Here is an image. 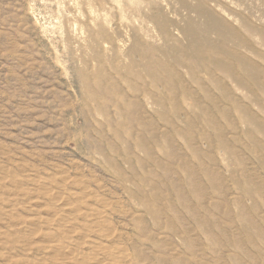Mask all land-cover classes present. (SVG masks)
<instances>
[{"label": "rangeland", "instance_id": "374dc122", "mask_svg": "<svg viewBox=\"0 0 264 264\" xmlns=\"http://www.w3.org/2000/svg\"><path fill=\"white\" fill-rule=\"evenodd\" d=\"M0 264H264V0H0Z\"/></svg>", "mask_w": 264, "mask_h": 264}, {"label": "bare ground", "instance_id": "6f19581e", "mask_svg": "<svg viewBox=\"0 0 264 264\" xmlns=\"http://www.w3.org/2000/svg\"><path fill=\"white\" fill-rule=\"evenodd\" d=\"M209 43V42H208ZM209 44H211V43H209ZM189 45L190 46H192V48H194L195 50H197L198 51V53H199V55L200 56H202V53L205 51V52H208V46L206 45L204 48L201 46V44H200V42L197 40V39H193L190 43H189ZM195 59V58H194ZM194 59H189L188 60V63H191V64H193L192 62L194 61ZM206 63V62H205ZM204 63V64H205ZM159 66H162V62L160 61V60H155L153 63H152V66H151V68L152 67H158L159 68ZM153 82H159L160 80H162V79H160V80H158L157 78H155L154 76H153ZM104 90V89H103ZM107 91V90H106ZM117 103V102H116ZM118 104V103H117ZM120 105V104H119ZM130 107V106H129ZM216 108H218V107H216ZM128 110H129V108H128ZM201 167V166H200ZM190 172V171H189ZM190 173H192V172H190Z\"/></svg>", "mask_w": 264, "mask_h": 264}]
</instances>
